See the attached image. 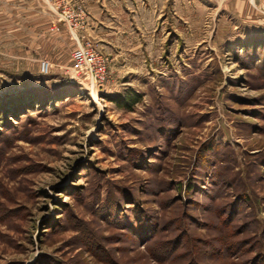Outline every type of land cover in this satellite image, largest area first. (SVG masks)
<instances>
[{
  "label": "rangeland",
  "instance_id": "obj_1",
  "mask_svg": "<svg viewBox=\"0 0 264 264\" xmlns=\"http://www.w3.org/2000/svg\"><path fill=\"white\" fill-rule=\"evenodd\" d=\"M103 9L0 0V264H264V0Z\"/></svg>",
  "mask_w": 264,
  "mask_h": 264
},
{
  "label": "built area",
  "instance_id": "obj_2",
  "mask_svg": "<svg viewBox=\"0 0 264 264\" xmlns=\"http://www.w3.org/2000/svg\"><path fill=\"white\" fill-rule=\"evenodd\" d=\"M84 11L83 9L82 12H78V15L71 10L64 11L67 23L74 27L84 25L86 23ZM72 57L74 61L73 71L76 78L88 80L92 87L103 88L105 86L110 78L109 58L96 45L92 42L80 44L74 50ZM41 70L48 73L50 62L42 61Z\"/></svg>",
  "mask_w": 264,
  "mask_h": 264
},
{
  "label": "trees",
  "instance_id": "obj_3",
  "mask_svg": "<svg viewBox=\"0 0 264 264\" xmlns=\"http://www.w3.org/2000/svg\"><path fill=\"white\" fill-rule=\"evenodd\" d=\"M141 100V95L134 92H127L124 95H118L116 98H114V101L116 102V105L121 109L131 110L138 102ZM27 104V102H26ZM25 104V105H26ZM24 105V106H25ZM23 108V109H22ZM6 110V108L4 107ZM24 107H20L19 111L23 112Z\"/></svg>",
  "mask_w": 264,
  "mask_h": 264
},
{
  "label": "crops",
  "instance_id": "obj_4",
  "mask_svg": "<svg viewBox=\"0 0 264 264\" xmlns=\"http://www.w3.org/2000/svg\"><path fill=\"white\" fill-rule=\"evenodd\" d=\"M83 1L85 2L86 8L89 11L88 26H91L92 28L93 23H96L97 20H99L98 15H100L104 11L103 7L106 5L107 0H103V3H101V0H83Z\"/></svg>",
  "mask_w": 264,
  "mask_h": 264
}]
</instances>
